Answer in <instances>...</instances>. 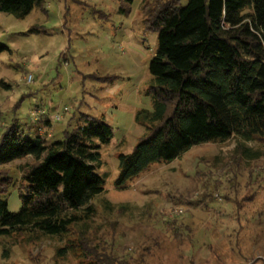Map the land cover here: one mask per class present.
<instances>
[{"label":"rangeland","instance_id":"obj_1","mask_svg":"<svg viewBox=\"0 0 264 264\" xmlns=\"http://www.w3.org/2000/svg\"><path fill=\"white\" fill-rule=\"evenodd\" d=\"M44 1L23 17L0 10V42L8 47L0 52V136L14 119L43 122L58 112L61 118L45 125L57 137L82 114L102 115L113 128L108 141H97L104 189L91 200L93 215L63 235L0 237V264H90L77 246L80 237L128 264L264 259V139L239 148L236 136L196 144L116 188L117 155L144 132L135 112L152 106L148 62L155 35H142L141 0ZM29 161L26 155L0 168L18 179L19 165ZM6 199L9 210L19 207L15 189ZM65 244L72 247L58 255Z\"/></svg>","mask_w":264,"mask_h":264},{"label":"trees","instance_id":"obj_2","mask_svg":"<svg viewBox=\"0 0 264 264\" xmlns=\"http://www.w3.org/2000/svg\"><path fill=\"white\" fill-rule=\"evenodd\" d=\"M182 1L141 0L138 5L142 35H155L148 62L152 106L136 110L134 119L144 132L129 152L117 155L118 189L193 145L236 136L239 148L243 141L264 139V0ZM44 2L0 0V10L23 17ZM5 49L0 42V52ZM40 112L47 114L45 108ZM81 117L57 137L45 130L50 116L3 126L0 166L26 155L31 161L19 165L18 179L0 168V237H31L36 231L63 235L93 215L91 200L104 189L96 172L101 164L97 141H108L113 128L102 115ZM10 189L18 193L16 210L7 207ZM83 238L77 246L90 264H128ZM71 247L65 244L56 253ZM7 254L3 249L1 255ZM254 261L264 264V259Z\"/></svg>","mask_w":264,"mask_h":264},{"label":"built area","instance_id":"obj_3","mask_svg":"<svg viewBox=\"0 0 264 264\" xmlns=\"http://www.w3.org/2000/svg\"><path fill=\"white\" fill-rule=\"evenodd\" d=\"M31 74H28L27 75V81H30L31 80ZM66 109V107H64V110ZM52 120H59L61 118V116L59 115V113H53L52 116H51Z\"/></svg>","mask_w":264,"mask_h":264}]
</instances>
